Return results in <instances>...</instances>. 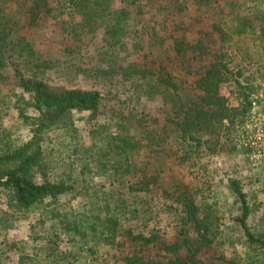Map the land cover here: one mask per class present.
<instances>
[{
	"label": "trees",
	"instance_id": "obj_1",
	"mask_svg": "<svg viewBox=\"0 0 264 264\" xmlns=\"http://www.w3.org/2000/svg\"><path fill=\"white\" fill-rule=\"evenodd\" d=\"M10 1L0 0V66L16 67L12 76L20 92L0 87V198L7 206L0 208L5 246L0 264H204L198 254L205 248L220 264H264V212L255 221L264 205V188L252 184V179L259 180L255 171L250 189L243 170L228 179L239 211L231 226L243 242L227 254L234 241L227 243L225 216L218 203L206 201L201 188L212 187L182 182L170 195L152 161L141 157L164 142L173 164L187 168L184 180L208 182V171L200 175L194 169H211L203 157L211 162V156L234 144L236 129L264 80V55L235 67L234 54L225 53L232 39H225L220 22L215 26L222 47L215 52L205 32L190 41L175 32L186 29L179 15L185 14L189 25L201 23L222 10L220 0H21L27 23L7 13L4 5ZM224 2L225 16L236 13L242 19L234 17L233 33L258 30L263 38L264 0ZM241 10H250L249 16L242 18ZM149 11L163 14L159 26L171 39L176 58L187 57L188 64L201 59L195 68L190 66L197 101L187 103L172 74L145 53L141 43L149 24L142 16ZM39 29L57 35L61 49L56 55L31 38ZM98 30L104 34V56L112 60L86 70L82 50ZM131 42L132 51L144 50L140 62L127 61L135 55ZM262 47L264 51V43ZM123 52L125 63L117 65ZM89 76L98 78L91 88L57 89L47 81L56 77L73 83ZM112 77L126 83L132 94L109 106L104 88ZM229 84L232 97L222 92ZM157 97L166 109L163 125L140 110ZM12 110L19 120L15 129L5 125ZM74 113L84 114L81 119L91 125L87 134ZM48 140H55L50 150L44 146ZM9 212L18 219L35 217L28 223V240L9 238L14 226ZM167 226L173 235L161 232Z\"/></svg>",
	"mask_w": 264,
	"mask_h": 264
},
{
	"label": "rangeland",
	"instance_id": "obj_2",
	"mask_svg": "<svg viewBox=\"0 0 264 264\" xmlns=\"http://www.w3.org/2000/svg\"><path fill=\"white\" fill-rule=\"evenodd\" d=\"M225 0H220L218 2L217 6L222 5V10H217L212 15L208 16L206 19H202L203 21L201 23H196L195 25H189V20L186 17L185 14L179 15L178 19L184 20L183 22L186 25V29L184 30H176L175 32L178 33V36H186L188 40H196L198 34L200 32H205L208 34L206 36V40L208 41V47L212 52L218 51L221 49L222 41L220 39L219 34H221V31H218V27L215 26L217 22H220L223 24V28H225V31L227 32L225 39H232L230 42L231 48L226 50L225 53L232 52L234 54V66L244 65L248 62L250 59H256L258 54H263V43H264V36L263 38L260 37V33H258V30L256 32L249 31L247 33H240L236 34L233 33L230 25L236 22L235 16H238V20L241 19L240 14L237 15L234 13V16L232 15H224V9L226 6ZM238 1V0H235ZM4 7L7 10V13L13 16L17 20H21L22 23H27L26 20V7L25 2L21 0H14L10 1L7 6L4 5ZM193 15V13H190ZM250 14V10H241V16L247 17ZM200 18L203 17V12H199L197 14ZM163 14L158 11H149L147 14L143 15V21H145L146 24H149V30L147 31L142 45H145V53H147V56L150 60H153L157 63L159 67L164 66L166 68V71L170 74H172V77L175 82L180 84V90L179 93L182 95V97L186 100L187 103H191L193 101H197L199 98V95L197 91L192 87V81L194 80V74L193 70H190V66L195 68L200 62V58H196L192 60L188 64L189 60L187 57H185L182 61H180V57L176 58L174 56V52L171 48V39L167 36V33L161 29L160 20H162ZM242 20V19H241ZM254 30V29H252ZM26 33L29 32L27 28L25 29ZM35 31V30H34ZM46 32V31H45ZM44 30L39 29V33H36V35L31 36L34 40L37 41V44L39 45V48L42 50H46L47 54H53L56 55V53L59 52L61 49V45L57 41V35L54 32L45 33ZM48 32V31H47ZM96 37L93 39H90L91 36H88V39L91 41L89 44H87L83 50H82V59L83 63L81 64L84 69H91L95 67H99L102 65L108 66L112 59H109V57L104 56V53L106 52V46L103 40L104 34H102L101 30H98L96 32ZM133 44V45H132ZM135 43H130L129 49L135 48ZM229 44V43H226ZM225 49V47H224ZM224 49L223 52H224ZM58 51V52H57ZM134 53L135 55H132L131 58H129L127 61H132L137 59V62L141 61V55L144 54V50L139 53L137 50L132 51L131 53ZM111 54V53H110ZM128 54V52H127ZM125 56L126 53H122V58L119 57V61L117 60V65H121L125 63ZM185 56V55H183ZM189 56V55H187ZM193 54L191 55V57ZM187 65L185 66V64ZM16 64V62H15ZM18 65V64H17ZM14 68L11 64H8L7 66H0V73H2L4 77L0 78V87L4 90V92H10L12 90H16L17 92H20L19 89L15 88V79H13V76L15 74ZM18 68L20 66L18 65ZM93 76L85 77L83 79H77L73 83H68L63 81L62 79H58L56 77H51L50 79H47L48 83L57 89H63V88H72V87H84V88H91L92 85L96 84L98 82V78L94 79ZM118 77H112V79H109V85H106L104 88V94L107 96L106 104L109 106L116 104L119 100L126 99V97L131 96V92L128 90V86L126 83H120ZM104 81V80H102ZM105 82V81H104ZM108 83V82H107ZM261 83H264V80L261 81ZM260 83V86H261ZM260 88V87H259ZM258 88V89H259ZM222 91L223 94L233 96V85L229 84ZM106 107V106H105ZM140 110H144L149 115L156 116L160 119V124L163 125V121L166 116V109L164 106V100L160 97H157L155 99L149 100L146 103V107L142 108ZM17 113L12 110L10 114H8L5 118L6 123L5 125L8 127H15L18 126L19 120L17 118ZM84 115V114H83ZM83 115L79 113H74V118L76 119L77 125L79 128L82 129V132L87 134V132L91 129V125L85 123L81 118ZM20 132L22 135H25L27 133L26 129H20ZM29 135V134H26ZM58 139V138H57ZM234 144L231 146H226L223 150L217 152L214 156H211L213 160L209 162V156L203 157V161L206 164H211V169H207V165L205 167L202 165L197 166V170L195 172L203 174L204 172L209 174L211 176L208 182H205L206 180L201 181L200 179L193 180L191 183H188L186 180H184L182 172L183 169H187L180 166H175L173 164V161L169 155V151L167 150L164 142L158 148L153 152L149 153L142 152L141 157L145 160V163L151 162L153 163L154 170H157L159 172V180L160 183L163 184L165 188L168 189L169 194H173L174 191L178 188V184L184 182L185 184H188L189 186L194 185H201L205 184L206 187L211 188L205 189V186H202V190L205 196V199L207 202H215L218 203L221 207V211L224 214V221L226 222V227H229V229H226L225 236L229 240L227 243L234 241V243L229 244L227 247V254H229V250L232 248H241L242 246V240L239 236H237V231L232 228L233 223V216H236L239 211L237 210L236 206V199L229 188V177H235L238 176L235 172L236 170L240 169L244 171L245 176L248 177L246 184L247 189L249 188V183L251 180V177L253 176V172L255 171L258 174L259 180L252 179V184L255 185L257 188H264V165L252 168L247 160V157L243 150H241L234 139ZM55 145V140L53 142L51 140H48L47 143L44 145L46 149L50 150ZM167 145V144H166ZM59 159H56L58 161ZM152 166V164H151ZM253 169V170H252ZM182 191V189H181ZM262 196V195H261ZM67 200V198H66ZM176 204V203H174ZM178 206V204H176ZM7 206H5V202L0 198V208L5 209ZM264 212V205L260 206V209L257 210V216L255 217V221L259 222L260 216ZM11 215V218L8 219V221L12 225L11 229L9 230V238L11 240H28V235L30 232L28 223L33 222L35 217L32 215L27 219H24V217H21L18 219L19 215H14L12 212H9ZM169 222V221H167ZM165 226V225H163ZM163 232H167L169 236L173 235V228L170 226L163 227ZM3 235H0V249H5L4 244H1ZM31 248V247H30ZM31 250V249H29ZM15 256V255H14ZM14 256H12V259H14ZM198 257L202 260L204 264H220L214 255L212 254L211 249H203L201 252H199Z\"/></svg>",
	"mask_w": 264,
	"mask_h": 264
},
{
	"label": "built area",
	"instance_id": "obj_3",
	"mask_svg": "<svg viewBox=\"0 0 264 264\" xmlns=\"http://www.w3.org/2000/svg\"><path fill=\"white\" fill-rule=\"evenodd\" d=\"M234 139L249 164L255 167L264 165V83L253 94L249 112L238 125Z\"/></svg>",
	"mask_w": 264,
	"mask_h": 264
}]
</instances>
